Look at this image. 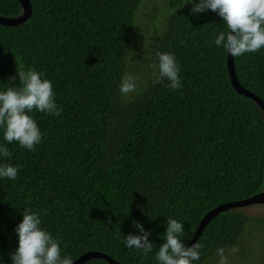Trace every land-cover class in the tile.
<instances>
[{
  "label": "trees",
  "instance_id": "16d2710c",
  "mask_svg": "<svg viewBox=\"0 0 264 264\" xmlns=\"http://www.w3.org/2000/svg\"><path fill=\"white\" fill-rule=\"evenodd\" d=\"M143 1L30 0L25 22L0 24V91L18 86L17 68H33L52 82L61 109L31 113L42 133L34 151L8 143L0 129L12 154L0 163L18 166L15 180L0 178V264H12L26 208L59 239L62 256L99 251L121 264H158L167 218L184 225L186 246L208 210L263 190L264 112L232 87L226 51L214 43L213 33L226 29L222 18L210 9L194 14L199 0ZM22 8L0 0L1 16ZM139 10L153 14L139 15L140 26ZM145 23L153 29L144 32ZM157 51L175 55L180 89L153 84ZM233 61L239 82L264 101V48ZM136 65L137 90L125 97L121 77L137 75ZM257 218L241 208L213 217L193 264H218L217 249L233 247L241 252L238 259L225 253L229 264H264V232L249 238L258 226L244 229ZM134 221L150 233L147 257L124 244L129 233L142 234Z\"/></svg>",
  "mask_w": 264,
  "mask_h": 264
},
{
  "label": "clouds",
  "instance_id": "9594fccd",
  "mask_svg": "<svg viewBox=\"0 0 264 264\" xmlns=\"http://www.w3.org/2000/svg\"><path fill=\"white\" fill-rule=\"evenodd\" d=\"M193 3V0H186ZM210 9L218 13L226 26L224 31L213 33L214 43L233 57L254 53L264 48V0H199L193 3L191 11L195 13ZM157 62L152 64L155 70L153 84L167 80L170 89L178 90L182 87L179 76V64L174 54L156 52ZM19 79L18 86H8L0 91V129L3 138L8 143L18 142L19 146L28 150H35L41 143L42 133L37 122L31 115L36 110L57 116L61 109L55 101L52 82L43 78V74L33 68L16 69ZM16 77H10L9 82ZM137 77L132 72H125L121 77L119 90L127 97L137 90ZM11 152L0 144V156L11 158ZM18 166L7 162L0 163V178L15 180ZM38 212L24 209L22 220L15 228L18 245L11 254L12 264H73L71 256L61 254L58 238H54L41 227ZM133 226L142 233L124 236V244L129 249H136L147 257L153 252L154 246L148 239L149 232L137 221ZM184 225L174 218H167L163 243L155 253L158 264H193L200 260L201 243H193L186 247L181 241ZM233 253L238 248L231 249ZM220 259L218 264H229L224 249H217Z\"/></svg>",
  "mask_w": 264,
  "mask_h": 264
},
{
  "label": "water",
  "instance_id": "95a60500",
  "mask_svg": "<svg viewBox=\"0 0 264 264\" xmlns=\"http://www.w3.org/2000/svg\"><path fill=\"white\" fill-rule=\"evenodd\" d=\"M22 5V13L15 17H5L0 15V24L4 26H16L23 22H25L28 17L30 16L32 5L30 3V0H17ZM226 68L228 71L229 79L232 84V87L236 92L239 94H242L250 99H252L259 108L264 112V101L255 93L245 88L237 79L235 69H234V61L233 56L230 53L226 52ZM253 204H264V190L251 195L247 198L239 199V200H233L229 202H225L222 204H219L210 210H208L199 220L198 225L192 234L190 240L186 244V247H190L193 243L197 241L199 236L201 235L203 229L205 226L210 222V220L217 216L219 213L225 212L231 208H241L246 207ZM98 257L109 264H121L120 262L114 260L112 257L108 256L107 254L99 251H86L79 255L77 258L73 260V264H81L84 261L93 258Z\"/></svg>",
  "mask_w": 264,
  "mask_h": 264
},
{
  "label": "rangeland",
  "instance_id": "374dc122",
  "mask_svg": "<svg viewBox=\"0 0 264 264\" xmlns=\"http://www.w3.org/2000/svg\"><path fill=\"white\" fill-rule=\"evenodd\" d=\"M158 1V0H157ZM156 0H144L143 2H142V5H149V6H152V5H156V3H158ZM150 12V10H148V11H143V10H139L138 11V24H139V26H140V16L139 15H147L148 14V16L146 17L147 19H148V17L149 18H152L153 17V14L151 13H149ZM150 14V15H149ZM165 15V12L163 13V15L162 16H164ZM148 23L150 22V21H147ZM143 25H141V27H142ZM153 28H150V26L147 24V23H145L144 24V32L145 31H151ZM154 36V35H153ZM136 42H137V40H136ZM138 43V42H137ZM138 46V48H137V54L138 55H136V56H134V59H135V61H136V63H137V65L138 66H140V65H142L143 64V62H140V60H141V56H143V53H142V49L141 48H139V45H137ZM135 48L133 49V52H135ZM137 65L135 66V68H136V73H137V75H135L138 79H137V81L139 80V76L138 75H141L142 74V71H141V68H138L137 67ZM263 190H264V186H263ZM241 209H242V211L246 214V215H248L249 217H253V216H256V217H258L257 218V220H258V222H251V223H249V222H247V224H245L244 225V229L245 228H247V229H249V228H251L252 230H254L255 229V227H252V225H256V226H258V228L256 229V231H252L251 233H250V237L249 238H253V236H256L257 238H259V237H261V236H263V234H262V232H264V204H253V205H249V206H246V207H241ZM259 232H258V231ZM244 236L245 235H242V236H240V238H239V243L240 242H242V243H244V242H246V238H244ZM262 241H264V238H262L261 239ZM241 249H243L242 248V246H241ZM241 251L240 250H238L237 252H235V253H233L232 251H230L229 252V250H225L224 251V254L225 253H229V256L231 257V259L233 258V259H238L239 258V253H240ZM244 252V251H243Z\"/></svg>",
  "mask_w": 264,
  "mask_h": 264
}]
</instances>
